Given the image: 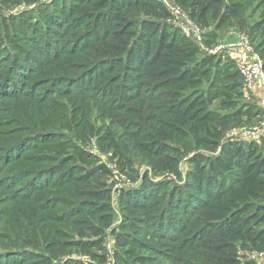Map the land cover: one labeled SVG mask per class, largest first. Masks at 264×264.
Here are the masks:
<instances>
[{
	"label": "rangeland",
	"instance_id": "1",
	"mask_svg": "<svg viewBox=\"0 0 264 264\" xmlns=\"http://www.w3.org/2000/svg\"><path fill=\"white\" fill-rule=\"evenodd\" d=\"M167 1L188 14L187 6ZM86 2L0 0V264H195L200 242L211 232L190 210L179 214L181 218L155 222L145 235H128L121 244L117 240L123 193L151 182L155 198H162L185 182L191 156L198 152L211 156L212 151L191 148L185 141L169 142L166 157H175L174 150L179 154L174 169L165 164H173L167 158L142 154L140 128L134 133L136 124L127 123L126 117L138 115L134 105L142 103L144 91L131 74L102 76L98 61L102 50L95 43L101 33L95 32L93 19L80 16L88 9ZM167 8L171 13L167 21L174 27L173 10ZM192 21L202 34L213 28V21ZM258 23L264 27V0L242 16L244 27L231 21L209 43L203 40L204 45L238 67L252 60L234 53L244 35L261 59L264 73V53L256 48L261 31H250ZM229 38L235 42L229 44ZM147 103L151 105V99ZM239 103L250 106L252 115L231 123L221 143L232 139L264 145V131L251 133L254 127L264 130L259 98L243 86ZM140 118L143 132H151L148 117ZM71 157L107 169L99 176L101 187L110 191L107 214L87 218L97 233H77L74 220L82 218L83 204L72 205L64 196L67 193L46 183L45 173L54 179L52 169ZM248 212L259 213L264 230V196L251 201ZM251 244L238 246L239 264H264V243Z\"/></svg>",
	"mask_w": 264,
	"mask_h": 264
},
{
	"label": "trees",
	"instance_id": "2",
	"mask_svg": "<svg viewBox=\"0 0 264 264\" xmlns=\"http://www.w3.org/2000/svg\"><path fill=\"white\" fill-rule=\"evenodd\" d=\"M176 1L188 7L192 20L204 24L213 21L212 30L203 34L204 41L209 43L231 21L236 20L244 27L242 16L260 0ZM86 3L88 9L80 16L93 19L95 32L101 33L95 43L102 50L98 54L102 76L131 74L144 91L142 103L134 105L138 115L126 117L127 123L136 124L134 133L140 128L138 142L142 154L148 158H167L173 164H165L174 169L179 154L174 150L175 157H166L171 151L169 142L185 141L191 148L212 151L211 156L198 152L189 158L186 180L174 189L175 193L173 190L155 198L157 191L151 182H144L138 191L121 193L122 222L117 240L121 244L128 235H145L155 222L170 216L174 220L181 218L179 214L190 210L193 215H200L211 232L209 238L200 242L195 264H239L238 246L247 248V244L264 243L259 213L248 212L250 202L264 196V145L242 144L232 139L221 143L231 123L252 115L250 106L242 107L239 103L243 88L239 68L233 60H223L216 53L202 50L192 38L168 23L171 13L158 0ZM259 30L256 48L264 53L262 23L250 29ZM258 109L264 113L260 105ZM141 116L148 117L153 124L151 132H143ZM85 163L86 159L84 164L75 162L73 157L63 159L52 169L57 175L54 179L48 178V173L44 176L46 183L68 194L64 196L72 205L83 204L79 214L82 218L74 220L77 233L82 236L88 231L97 233L96 225L87 218H105L110 195L99 179L107 174V169ZM257 208L261 210L260 206Z\"/></svg>",
	"mask_w": 264,
	"mask_h": 264
},
{
	"label": "built area",
	"instance_id": "3",
	"mask_svg": "<svg viewBox=\"0 0 264 264\" xmlns=\"http://www.w3.org/2000/svg\"><path fill=\"white\" fill-rule=\"evenodd\" d=\"M166 7H169L173 10L174 13V25L181 30V32L187 37L192 38L199 47L207 49L209 53H214L216 50H211L204 45L203 34L192 21L190 16L181 10L179 5L174 4L171 5L167 0H163ZM176 5V6H175ZM236 47L241 48L248 57H251L252 60L249 64L239 65L238 68L243 77V86L247 89H252L255 84L260 83L264 88V73H263V65L261 59L253 52L252 47L250 46L248 40L244 35L239 37V40L235 44ZM221 48V46H218ZM230 57L236 60L231 54ZM259 105L264 108V96L260 97ZM262 129H264V122L262 123ZM260 131H264L259 129L258 127H254L251 130L253 135L260 133Z\"/></svg>",
	"mask_w": 264,
	"mask_h": 264
},
{
	"label": "crops",
	"instance_id": "4",
	"mask_svg": "<svg viewBox=\"0 0 264 264\" xmlns=\"http://www.w3.org/2000/svg\"><path fill=\"white\" fill-rule=\"evenodd\" d=\"M236 38V37H235ZM235 38H229L228 41L230 42L229 44L235 42L233 40H235ZM234 53H236L235 55L239 58V59H244L247 60L248 58V55H246L244 53V51L241 49V48H234ZM251 92L254 93V95L256 96V99L257 97L260 99V97H263L264 96V88L262 86V84L260 83H257L254 85V87L252 89H250Z\"/></svg>",
	"mask_w": 264,
	"mask_h": 264
}]
</instances>
